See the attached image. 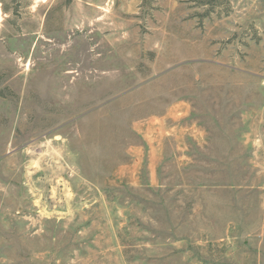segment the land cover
Wrapping results in <instances>:
<instances>
[{"label": "rangeland", "instance_id": "1", "mask_svg": "<svg viewBox=\"0 0 264 264\" xmlns=\"http://www.w3.org/2000/svg\"><path fill=\"white\" fill-rule=\"evenodd\" d=\"M5 1L0 264H264V0Z\"/></svg>", "mask_w": 264, "mask_h": 264}, {"label": "trees", "instance_id": "2", "mask_svg": "<svg viewBox=\"0 0 264 264\" xmlns=\"http://www.w3.org/2000/svg\"><path fill=\"white\" fill-rule=\"evenodd\" d=\"M213 1H214L215 3H213ZM0 2H2V4L4 5V11H5V12H7V11L10 10V9H8V7L5 6V2H6L5 0H0ZM201 2H203V0H201ZM208 2H209V3H213V4H217V5L220 3V2H218V0H209ZM14 12L17 13V12H18V9H14Z\"/></svg>", "mask_w": 264, "mask_h": 264}]
</instances>
